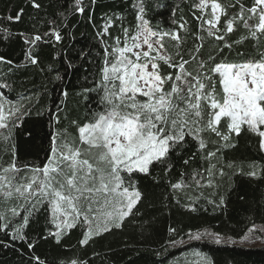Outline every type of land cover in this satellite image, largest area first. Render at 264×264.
Instances as JSON below:
<instances>
[{
    "label": "snow or ice",
    "instance_id": "obj_1",
    "mask_svg": "<svg viewBox=\"0 0 264 264\" xmlns=\"http://www.w3.org/2000/svg\"><path fill=\"white\" fill-rule=\"evenodd\" d=\"M98 3L56 0L46 7L38 0H23L14 16L0 17L23 22L29 6L37 10L32 19L43 14L37 21L48 25L43 32L35 24L32 32L0 27V40L14 41L26 65L38 66L43 45L55 49L71 34L70 15L84 16L88 11L87 22L96 28L103 45L97 72L77 93L86 100L84 120L65 115V125L58 112L50 111L47 124L52 127L43 137L44 157L39 164L19 158L17 133L34 111L37 116L41 112L31 96L13 102L2 91L11 85L0 83V249H15L26 256L25 264H90L79 257L58 258L60 253L50 261L38 249L43 244L63 249L73 230L80 232L81 248L90 246L135 223L155 208L157 199L160 203L176 199L179 204L176 193L193 186L213 189L218 202L208 199V203L221 207L225 196L219 192L220 182L230 172L264 180V0H251L250 5L243 0L223 4L194 0L195 32L160 0H152V8L166 13L175 27L153 23L149 0H123L125 9L131 7L134 13L131 25L124 23L125 17L107 12L97 25L93 12ZM117 20L120 34L113 36L110 29ZM238 31L240 36L230 39ZM190 36L193 46L184 48ZM166 38L175 42L173 52L165 46ZM249 41L250 51L246 50ZM206 42L211 48L207 55ZM226 49L238 59L229 60ZM12 63L0 54V64ZM67 70L65 76L57 73L55 80H65ZM68 95L61 84V103ZM24 131L26 143L36 138L32 129ZM241 149L251 150L255 157L238 164L234 157ZM177 160L184 170L173 181ZM158 188L164 190L159 198L155 197ZM41 215L43 227L30 235L29 227L39 225ZM140 227L144 230L143 224ZM247 231L264 233V224ZM186 235L194 241L208 237L216 245L227 243L219 233ZM170 243L176 246L182 241ZM194 255L199 258L196 264H213L199 252Z\"/></svg>",
    "mask_w": 264,
    "mask_h": 264
},
{
    "label": "trees",
    "instance_id": "obj_2",
    "mask_svg": "<svg viewBox=\"0 0 264 264\" xmlns=\"http://www.w3.org/2000/svg\"><path fill=\"white\" fill-rule=\"evenodd\" d=\"M23 0H0V17L15 15ZM42 5L48 6L55 3L56 0H38ZM60 4L64 0H59ZM74 2V0H70ZM88 4L90 0H84ZM165 5H171L175 9V18L180 20L183 17L192 32L197 29V21L192 16V4L194 0H160ZM226 3L227 0H220ZM245 4L250 5L251 0H243ZM64 10L58 8L57 11ZM51 11V9H49ZM163 12L164 10H160ZM37 10L30 6L25 9L23 22H8L0 19V27L7 26L12 32L35 31L33 25H36L43 32L48 25L37 23L42 21L43 14L36 16ZM108 13L109 15L125 17L124 23L131 25L134 23V13L131 7L125 9L123 0H99L96 5L93 16L94 22L101 25V17ZM68 13L66 12V15ZM78 14L69 16L71 34H66L63 41L53 49L48 45H43L40 62L38 66L26 65L18 45L14 41L5 42L0 40V54L13 61L12 65L0 64V83L6 82L11 85L10 88L3 89L10 99H21L22 96H31L32 101L39 108L41 115L37 116L35 111L31 117L26 118V123L20 125L17 133L19 147V158L24 161H35L37 164L43 160L44 151L42 150V141L45 133L52 127L47 124L49 112L59 113L62 124H67L63 118L65 115L71 119L84 120L86 113V100L77 95L81 86L86 85L97 72L100 53L103 45L100 38L96 35V28L87 22L86 17ZM199 15V12L196 13ZM149 18L153 19L154 24H159L163 28L175 27L171 25L169 16L165 13L159 14L152 8V0H149ZM222 18V22H223ZM120 21H115L110 29L113 36L120 34ZM68 33V29L64 30ZM184 35L183 32L180 33ZM240 32H235L230 39L235 40L240 36ZM2 35V34H0ZM175 42L165 39V46L170 52L174 51ZM191 36L184 44V48L193 46ZM11 44V47H9ZM15 49V51H13ZM251 50V41L248 42L247 49ZM207 55L211 51L206 42L203 49ZM225 55L229 60H237L235 52ZM65 57V59H61ZM68 58L71 59L72 66L68 68ZM187 58V57H186ZM11 67V70H9ZM67 78L63 81H56L55 76L59 73ZM170 71V70H169ZM61 84L68 92V98L65 103H61ZM35 94V95H33ZM38 101V103H37ZM59 105V107H57ZM39 121V123L37 122ZM32 129L36 138L30 143L27 133L24 129ZM69 131L74 129L69 126ZM255 157L251 150L241 149L235 154V159L240 161L250 160ZM233 157H229L232 159ZM7 160L8 157H5ZM247 169V165H243ZM181 168L179 160L171 173L173 181L178 180ZM191 171V169H189ZM220 193L225 196V204L221 207H215L208 203V199L218 202V195L210 188L189 187L176 193L179 204L176 199H170L160 203L156 200L155 208L150 207L148 212L136 218L135 223L128 224L121 230H114L111 234H105L98 238L96 243L81 248L77 243L80 237L78 230H73L71 234L65 237L63 249H58L51 244H43L38 249V254L42 257L47 254L51 261L57 253L61 255L58 258L69 259L79 257L90 261V264H196L198 257L194 254L199 252L202 256L213 261V264H264V247L251 248L223 244L216 245L209 241L190 242L183 246L178 243L172 246L171 240L189 241L187 233L213 232L219 233L223 237L234 240H242L245 235H249L247 229L264 224V180L252 179L239 174L225 176L221 180ZM163 189H155V197L159 198L163 194ZM243 197V199H241ZM168 206L165 207L164 205ZM196 207L198 211L192 212L191 208ZM43 215L40 216V224L33 223L28 231L30 235L38 232L43 227ZM144 225L141 230L140 225ZM174 228L175 232L169 229ZM180 244V247L178 245ZM176 247V248H175ZM20 251L27 252L26 248L17 244ZM160 253L161 255H157ZM26 256H21L15 249H0V264H25Z\"/></svg>",
    "mask_w": 264,
    "mask_h": 264
},
{
    "label": "rangeland",
    "instance_id": "obj_3",
    "mask_svg": "<svg viewBox=\"0 0 264 264\" xmlns=\"http://www.w3.org/2000/svg\"><path fill=\"white\" fill-rule=\"evenodd\" d=\"M257 228H259L260 226H256ZM208 231H205V232H200V233H206ZM250 238L247 240V241H244V239L242 240H234V239H231V238H226V237H223L225 241H227V243H222L221 245L223 244H227L228 245H233V246H241V247H253V248H260V247H264V233H259V232H256V233H251L248 235ZM202 242L203 241H209V242H212V240L208 237H205L204 239L201 240ZM232 241H235V243H232ZM190 242H196L194 240H189L187 242H184V243H181V246L187 244V243H190ZM214 243V242H212ZM215 244V243H214ZM178 247H180V244L178 245ZM176 248V247H175Z\"/></svg>",
    "mask_w": 264,
    "mask_h": 264
}]
</instances>
